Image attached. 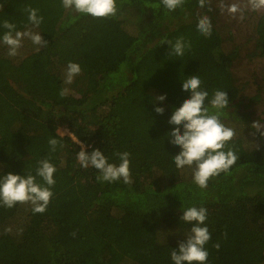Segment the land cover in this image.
<instances>
[{"label":"trees","instance_id":"16d2710c","mask_svg":"<svg viewBox=\"0 0 264 264\" xmlns=\"http://www.w3.org/2000/svg\"><path fill=\"white\" fill-rule=\"evenodd\" d=\"M116 3L114 17L97 19L65 9L62 0H0V37L7 20L48 43L38 51L24 39L9 57L0 42V175L36 176L43 159L56 168L44 213L34 214L30 203L0 205V264H174L171 252L193 226L180 217L193 206L207 209L206 264H264V136L251 127L264 124L256 110L261 97L245 98L233 70L237 60L264 58V14L247 38L256 42L249 51L220 24L210 0L203 8L185 0L175 11L161 0ZM29 6L43 17L38 28L28 20ZM202 16L211 21L210 38L197 30ZM181 37L191 47L171 56L164 43ZM69 62L81 73L66 85ZM193 75L209 93V108L216 90L228 92L220 120L236 133L225 148L236 163L206 188L194 183L192 168H176L181 149L168 137L173 112L190 98L182 81ZM161 95L167 99L153 104ZM51 138L60 141L54 152ZM80 144L89 154L99 149L109 163L130 153L131 183L98 180L97 169L77 160Z\"/></svg>","mask_w":264,"mask_h":264},{"label":"clouds","instance_id":"9594fccd","mask_svg":"<svg viewBox=\"0 0 264 264\" xmlns=\"http://www.w3.org/2000/svg\"><path fill=\"white\" fill-rule=\"evenodd\" d=\"M163 6L169 11H175L181 7L185 0H161ZM201 8L205 7L207 0H198ZM62 6L65 9H72L75 13L90 15L93 18L102 19L114 17L117 14L116 0H62ZM219 8L221 13L227 12L232 18H238L243 21L245 12H259L264 10V0H233L230 4H225L220 0ZM28 13V20L31 25L39 27L43 22V17H38L37 10L30 6L25 9ZM3 28L7 31L0 37L2 42L8 48L7 55L16 57L19 49L22 47L24 39L30 40L34 45L41 48H47L48 43L43 36L27 28L25 31H17L14 24L9 21L3 22ZM198 32L206 38L212 35V24L208 16H202L197 24ZM170 46L171 56H183L185 49L190 48V42L186 43L183 37L178 38L174 44L167 42ZM81 73L79 64L69 62L64 74V83L71 85L74 78ZM182 90L190 92V98L183 101L177 108L169 124L176 127L168 134L170 142L181 149L173 156V161L177 169H184L186 166L193 169L194 183L200 188H206L208 182L222 172L228 171L237 161L235 152L226 145L235 136V130L226 126L220 120V110L229 105L228 92L216 90L209 101L210 108L205 106V101L209 93L201 88V80L198 75L187 77L182 81ZM68 94V88H62L59 95L64 97ZM166 95L158 96L154 99L156 102H164ZM157 114L163 115L165 109L155 107ZM183 127V134L181 133ZM251 127L255 132L264 136V124L260 121L254 122ZM255 134V133H254ZM80 143V141L78 142ZM60 141L56 138L49 140L51 151H56ZM63 147V145H60ZM81 151L77 153V160L82 167H94L100 173L98 180L104 182H116L123 180L125 184L131 183L130 179V153L119 152L116 155L120 163H109L107 157L99 150L94 149L90 154L86 146L80 144ZM55 166L48 160L43 159L38 162L36 176L42 178L43 185L37 183L36 176L28 174L21 176L8 173L0 175V205L7 208H13L18 203H30L34 214H42L46 211L53 196L50 188L54 186ZM179 186V185H178ZM177 186V187H178ZM181 221L192 224L190 233L186 239L180 241L178 250L173 249L171 259L174 264H206L209 253L205 245L211 239L209 229L205 225L207 219V209L204 207L183 208ZM215 247L219 249L220 245Z\"/></svg>","mask_w":264,"mask_h":264},{"label":"rangeland","instance_id":"374dc122","mask_svg":"<svg viewBox=\"0 0 264 264\" xmlns=\"http://www.w3.org/2000/svg\"><path fill=\"white\" fill-rule=\"evenodd\" d=\"M232 2L233 0H224L225 4ZM210 3L211 7L216 9L215 14L220 24L230 25L238 35V39L248 45L249 51H253L256 42L254 39L247 38L249 35L252 36L253 32L255 33L256 22L264 14V10L259 12L246 11L245 19L241 21L238 16L237 18H232L227 12L221 13L219 8L220 0H210ZM233 70L244 88L243 94L245 98L261 97L256 105V110L258 117L260 116L264 120V58L237 60ZM65 133L66 130H63V134Z\"/></svg>","mask_w":264,"mask_h":264}]
</instances>
